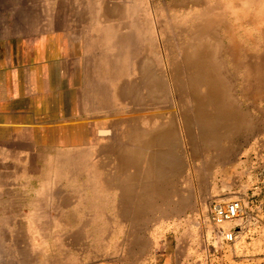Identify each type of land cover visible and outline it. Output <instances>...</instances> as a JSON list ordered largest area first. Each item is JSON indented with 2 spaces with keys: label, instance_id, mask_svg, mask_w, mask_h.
<instances>
[{
  "label": "rangeland",
  "instance_id": "rangeland-1",
  "mask_svg": "<svg viewBox=\"0 0 264 264\" xmlns=\"http://www.w3.org/2000/svg\"><path fill=\"white\" fill-rule=\"evenodd\" d=\"M61 1L66 18L93 20L96 66L78 76L79 106L31 107L51 121L16 123L15 139H0V264H264V0ZM193 52L226 81L222 102L220 85L196 81ZM149 73L168 86L160 100L136 89ZM134 116L137 148L123 120ZM126 145L148 163L121 189L134 171L117 163ZM232 201L239 215L215 224L213 207Z\"/></svg>",
  "mask_w": 264,
  "mask_h": 264
},
{
  "label": "crops",
  "instance_id": "crops-1",
  "mask_svg": "<svg viewBox=\"0 0 264 264\" xmlns=\"http://www.w3.org/2000/svg\"><path fill=\"white\" fill-rule=\"evenodd\" d=\"M51 1L56 8L37 17L33 12L48 0H0V139L8 142L15 139L16 123L51 121L40 110L33 118L31 107L63 106L65 99L79 106L78 76L96 66L93 20L66 18L62 1Z\"/></svg>",
  "mask_w": 264,
  "mask_h": 264
},
{
  "label": "bare ground",
  "instance_id": "bare-ground-1",
  "mask_svg": "<svg viewBox=\"0 0 264 264\" xmlns=\"http://www.w3.org/2000/svg\"><path fill=\"white\" fill-rule=\"evenodd\" d=\"M212 1V0H211ZM212 2H214V1H212ZM237 2V1H236ZM258 1H253L252 0V3L253 4H256ZM253 6H255V5H253ZM213 8H215V7H213ZM216 9V8H215ZM214 9V10H215ZM263 12V11H262ZM247 20V22L249 23V25L250 24H252V25H256L257 24V22H255V20H253V19H246ZM262 23H264V22H262ZM262 35V37H264V32L261 34ZM188 42V41H187ZM209 42V41H208ZM189 43H190V41H189ZM211 43V45H212V42H210ZM203 44H204V46H205V43L203 42ZM203 44H201V46L203 47ZM192 44H190V47H191V49H192V46L194 47V49L193 50H195L196 51V49H197V47L195 48V43L191 46ZM215 45V44H214ZM214 45H212V47L214 46ZM188 47H189V45H187ZM200 46V47H201ZM207 46H208V43H207ZM209 47H210V45H209ZM187 48V47H186ZM215 48V47H214ZM190 49V50H191ZM208 49V48H207ZM209 49H213V48H209ZM216 49V48H215ZM180 50H183V49H180ZM198 50V49H197ZM217 50V49H216ZM185 51V50H184ZM194 51V52H195ZM203 51H204V49H203ZM193 52V54H192V56H195V55H197V59L195 60L194 59V61H193V59H192V56L190 57V55L191 54H189V57H190V61L189 62H191L190 64H189V62L188 63H186V65H188L189 64V66L191 65V66H193L194 68L196 67H198L200 70H197V72H198V75L200 76H198L197 77V82H199V83H201V82H203V80H205L204 81V83H201V84H205V82L206 83H208V84H211V86H213V87H215V85H214V83L215 84H217L218 86L220 85V87L219 88H217L219 91L220 90H222V92H220L219 94H217V98H216V96H215V98L217 99L216 101H219V103L220 102H222L223 101V93H224V91H225V87H223V83L224 82H226V81H222L223 79L222 78H219L217 81L215 80V78L214 77H212V75H209V74H211V72L210 71H206L205 70V68H207V67H209L208 65L209 64H206V66L204 67V65H205V63H204V61H203V59H204V56L206 57V55L204 54H198V53H194ZM215 52V51H214ZM186 53V52H185ZM204 53V52H203ZM207 53H208V51H207ZM212 53H213V51H212ZM209 54V53H208ZM214 54V53H213ZM183 55V54H182ZM181 55V56H182ZM177 56V55H176ZM183 58H186V56L184 57V55L182 56ZM208 57V56H207ZM210 57H212V56H210ZM222 57V56H221ZM202 59V60H201ZM74 60V59H73ZM261 60H262V63L264 64V55H262V58H261ZM203 61V62H202ZM208 61V60H207ZM209 61H210V59H209ZM210 63V62H209ZM137 64V63H136ZM142 64V63H141ZM211 64V63H210ZM183 65H184V63H183ZM186 65H184L185 66V68L186 67H188V66H186ZM214 66V65H213ZM202 67H204V70H202ZM211 67V66H210ZM250 67H251V65H250ZM136 68V67H135ZM223 69V67L221 66V67H219V71L221 70V69ZM142 70H145V65H142ZM185 70V69H184ZM202 70V71H201ZM212 70V69H211ZM173 71V70H172ZM193 71H194V69H193ZM159 72V71H158ZM190 72H191V70H190ZM195 72V71H194ZM221 72V71H220ZM170 73H172V72H170ZM185 73V72H184ZM189 73V72H188ZM217 73V72H216ZM136 74H137V71H136ZM150 74L151 73H149V75L147 74V78H148V80H149V86L148 85H146V84H144V81L142 80L141 82H142V85L141 86H137L136 87V89H150V92H149V94L152 96V97H154L155 98V101L157 100V99H161L162 97H163V94H165V91H166V87H168V86H166V83L165 82H162V81H160V79L158 78V81L157 80H155L153 77H152V79L153 80H151V76H150ZM175 74V73H174ZM223 74V73H222ZM190 75V74H189ZM219 75V74H218ZM195 76V75H194ZM220 76V75H219ZM178 77V76H177ZM180 78V77H179ZM193 78V77H192ZM213 78V79H212ZM217 78H218V76H217ZM169 79V78H168ZM178 79V78H177ZM188 79H189V76H188ZM188 79H187V81H188ZM191 80V79H190ZM194 80V79H193ZM134 81H135V79H134ZM171 81H173V80H171ZM94 82V81H93ZM167 82V81H166ZM189 82H192L193 83V81L191 80V81H189ZM126 83V82H125ZM178 83H179V81H178ZM187 83V82H186ZM191 83H189V85H190ZM200 84V85H201ZM208 84H206L207 86H208ZM170 85H171V83H170ZM188 85V84H187ZM216 85V86H217ZM92 86V85H91ZM179 85H177V87H178ZM225 86V85H224ZM191 85H190V87H188V88H190L189 90H191ZM203 87H204V85H203ZM222 87V88H221ZM196 88H197V85H196ZM207 88V87H206ZM205 88V89H206ZM122 94H123V96L124 97H126L127 98V96H128V93L129 92H131L132 90H133V88H132V86L131 85H124V86H122ZM181 89H182V87H181ZM185 90V89H184ZM183 91V90H182ZM187 91H188V89H187ZM172 92V91H171ZM180 92V91H179ZM182 93V92H181ZM195 93V92H194ZM210 93V92H209ZM209 93H208V95H209ZM171 94V93H170ZM183 94V93H182ZM211 94H212V92H211ZM210 94V95H211ZM225 94V93H224ZM181 95V94H180ZM186 94L184 93V96H185ZM203 95V94H202ZM206 96V97H211V96ZM226 95V94H225ZM192 96V95H191ZM190 97V96H189ZM188 97V98H189ZM190 99V98H189ZM146 100V99H145ZM144 100V101H145ZM208 100V99H207ZM193 101V100H192ZM191 101V102H192ZM206 101V100H205ZM204 101V102H205ZM227 101V100H226ZM128 102V101H127ZM203 102V103H204ZM151 103V102H150ZM228 102H226V104H227ZM173 104V103H172ZM194 104V103H193ZM210 104V103H209ZM187 105V104H186ZM208 105V104H207ZM217 105V104H216ZM215 105V106H216ZM220 104H218V107H220L219 106ZM223 105H224V103H223ZM228 105V104H227ZM93 106V105H92ZM224 107V106H223ZM223 107H222V109H223ZM136 108V107H135ZM137 109V108H136ZM178 110V109H177ZM203 110H204V108H203ZM225 112V111H224ZM181 113H183V111L181 112ZM209 113V112H208ZM184 114V113H183ZM210 114V113H209ZM172 115V114H171ZM198 115H200V114H198ZM223 115V114H222ZM136 116V115H135ZM135 116L134 117H127V118H125V119H123V120H125L124 122L127 124H129V130L130 131H127V136L129 135L130 137H127V139H129L131 142H137L136 144H134V146L136 147V145H137V147H138V143H139V141H140V138H139V136H138V132H136V130H134L133 129V126H132V123L135 121ZM137 117V116H136ZM191 117H193V116H191ZM154 118V117H153ZM156 118V117H155ZM237 119L239 120L240 119V117L238 118L237 117ZM122 120V119H121ZM121 120H118V121H116V122H113V121H111V123L109 122L107 125H108V127L109 128H111L112 130L115 128V126L118 124V123H120V121ZM171 120H173V118L171 119ZM139 121V118H138V120H137V122ZM194 121V120H193ZM204 123H206V122H204ZM196 126H197V128L196 129H198L197 131V133H199L201 136H203V138H204V136H206V130L204 129L205 127H206V125L205 124H202V122H201V120H197L196 121ZM134 125V124H133ZM215 126V125H214ZM227 126H229V125H227ZM215 128V127H214ZM185 130V125L184 124H182V128H181V131L182 130ZM204 129V130H203ZM115 130V129H114ZM170 129H168L167 130V132L164 134V136H163V140L165 141H167V142H171L172 141V138H171V131H169ZM210 130V129H209ZM228 130V129H227ZM186 132V131H185ZM191 132V131H190ZM209 132V131H208ZM105 133H107V131H100V134H105ZM142 133V132H141ZM140 133V134H141ZM164 133V132H163ZM187 133V132H186ZM210 133V132H209ZM185 134V133H184ZM212 134H213V132H212ZM212 134H210V136L212 135ZM208 135V134H207ZM110 136H111V134H110ZM200 136V137H201ZM226 136V135H225ZM115 137V136H114ZM187 137H189L188 135H187ZM207 137V136H206ZM199 138V137H198ZM209 138V137H208ZM215 138V137H214ZM112 139V138H111ZM131 139H133V140H131ZM192 139V138H191ZM128 140V141H129ZM168 140H171V141H168ZM205 140V139H204ZM126 142V141H125ZM125 142H124V144H125ZM193 142V141H192ZM128 143V142H127ZM120 144V143H119ZM123 144V145H124ZM129 144V143H128ZM132 144V143H131ZM140 145H141V143H139ZM213 144V143H212ZM117 145V144H116ZM115 145V146H116ZM133 145V144H132ZM114 146V145H113ZM114 146V147H115ZM118 146V145H117ZM129 146V145H128ZM127 145L124 147V146H122V147H124L123 149L121 148V150L123 151V155H124V160L123 161H121V160H117V163L120 165V169L122 170V167L124 168V169H128L129 170V168L131 169L132 168V170H134L133 172H132V174H129L128 173V177L125 175V174H123V176H120V178H119V186H120V188L121 189H124L125 188V186H126V184L129 182V180H131V178L133 179H135V177H138L139 175H140V169H141V166L139 165V164H141L142 166H143V164H144V161H146V160H148V158H146V160H145V157H144V153H145V151L144 150H141V151H135L136 153H133V154H131L130 153V155H128L129 154V152H131V151H133V149L135 150V148H133V149H130L131 147H128ZM145 146V145H144ZM214 146V145H213ZM114 147H112V148H110V149H112V150H114L115 148ZM120 147H121V144H120ZM133 147V146H132ZM136 147V148H137ZM114 148V149H113ZM140 148V147H139ZM144 148V147H143ZM209 148V147H208ZM119 150V149H118ZM138 150V149H137ZM110 151V150H109ZM121 151V152H122ZM116 152H118L117 151V148H116ZM120 152V151H119ZM209 152V151H208ZM106 153V152H105ZM127 153V156L125 155ZM167 153V157H169L170 156V153H172V151L171 150H169V152H166ZM122 154V153H121ZM175 154V153H174ZM173 154V155H174ZM126 156V157H125ZM123 157V156H122ZM175 157V156H174ZM121 159V158H120ZM178 159V158H177ZM125 161V162H124ZM172 161V160H171ZM169 162L170 163V165L171 166H173V164H175V160L174 161H172V162H174V163H172V162ZM147 162V161H146ZM167 162V161H166ZM148 163V162H147ZM169 163H167V164H169ZM176 164H177V160H176ZM148 166H150V165H148ZM143 168V167H142ZM150 168V167H149ZM137 169H139V170H137ZM171 169H172V167L171 168H169L168 169V171L170 172L171 171ZM149 171H150V169H148ZM148 171V172H149ZM151 172H152V170L150 171V173H149V177H150V179L153 181L154 180V178L152 177V174H153V172H152V174H151ZM143 173V172H142ZM144 174V173H143ZM136 175H138V176H136ZM154 176V175H153ZM150 180V181H151ZM136 181V180H135ZM134 182V181H133ZM154 182V181H153ZM156 182V181H155ZM51 187V186H50ZM52 188H53V186H52ZM58 190L59 189H57V191L56 192H58ZM42 192V191H41ZM48 192H50V190L48 191ZM50 194V193H49ZM56 194V193H55ZM46 195V194H45ZM142 196V195H141ZM54 197V196H53ZM55 198V197H54ZM48 199H49V197H48ZM52 199V198H51ZM3 230V229H2ZM4 232H5V230H4ZM6 234V233H5ZM4 236V235H3Z\"/></svg>",
  "mask_w": 264,
  "mask_h": 264
},
{
  "label": "built area",
  "instance_id": "built-area-1",
  "mask_svg": "<svg viewBox=\"0 0 264 264\" xmlns=\"http://www.w3.org/2000/svg\"><path fill=\"white\" fill-rule=\"evenodd\" d=\"M241 204L232 201L224 205H215L212 209V220L215 224L231 221L239 215Z\"/></svg>",
  "mask_w": 264,
  "mask_h": 264
}]
</instances>
